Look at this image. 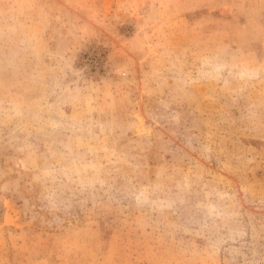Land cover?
<instances>
[{
    "label": "rangeland",
    "instance_id": "obj_1",
    "mask_svg": "<svg viewBox=\"0 0 264 264\" xmlns=\"http://www.w3.org/2000/svg\"><path fill=\"white\" fill-rule=\"evenodd\" d=\"M0 264H264V0H0Z\"/></svg>",
    "mask_w": 264,
    "mask_h": 264
}]
</instances>
